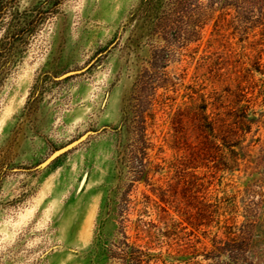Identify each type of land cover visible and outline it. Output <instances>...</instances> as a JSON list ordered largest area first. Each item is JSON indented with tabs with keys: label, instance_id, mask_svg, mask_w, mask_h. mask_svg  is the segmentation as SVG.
Instances as JSON below:
<instances>
[{
	"label": "rangeland",
	"instance_id": "374dc122",
	"mask_svg": "<svg viewBox=\"0 0 264 264\" xmlns=\"http://www.w3.org/2000/svg\"><path fill=\"white\" fill-rule=\"evenodd\" d=\"M207 58L256 122L228 170L171 148L175 114L217 96L214 75L194 79ZM166 81L146 152L180 213L144 182L123 195L148 161L135 106ZM0 264H264V0H0Z\"/></svg>",
	"mask_w": 264,
	"mask_h": 264
},
{
	"label": "trees",
	"instance_id": "16d2710c",
	"mask_svg": "<svg viewBox=\"0 0 264 264\" xmlns=\"http://www.w3.org/2000/svg\"><path fill=\"white\" fill-rule=\"evenodd\" d=\"M223 16V14L219 15L215 21L214 31L217 36H221V32L228 27V25L226 27L227 20ZM202 24H206V21ZM201 25L197 26L201 28ZM222 65V62L212 64L211 59L207 58L202 65L196 68V74L197 71L199 72L204 68L207 69V72L201 76L196 75L195 80L205 77L206 81H210L213 75V79L218 78L217 82L220 85H217L219 87L214 86L213 89L217 96L213 98L203 97L201 104L190 108L185 115L180 114V112L176 113L172 120L171 148L179 154L181 141L184 140V154L178 157L184 159L187 170L193 169L195 171L201 167L210 169L212 168L208 166L210 163H218L221 169L228 170V165L233 162L236 163L237 160L234 148L240 145L243 137L250 133L252 127L256 124L251 117L254 113L252 112L251 100L248 99L247 87L243 86L242 80L239 81V76L236 75L232 79L228 73H223L225 67H222ZM159 89H163L164 92L158 94ZM170 91L176 92L174 87L169 85L167 81L162 85L153 86L144 100H141L135 106L136 111L133 120L134 132L137 135L135 143L142 146L143 156L148 161L141 164L139 171H135L133 182L123 195L127 198L136 182H144L151 187V192L157 199L155 203H159L164 211H166L165 207H169L175 213H180V203H178L175 189L171 185L164 187L153 182L152 176L156 169L154 170L153 162L148 159L149 155L146 152L151 147L148 129L149 121L155 116V105L160 103L159 98L161 104H165V101L169 100L166 94ZM136 99L139 100V97ZM184 118L186 119L185 124L183 123ZM124 126L126 129L129 128L127 124ZM182 130H184L183 138L179 136L183 132ZM224 150L231 153L230 157L222 153ZM218 166H213V168L217 169ZM199 186L202 189L205 187L204 184ZM190 190L189 187L186 188L187 193H190ZM127 201L129 200L127 199ZM184 214L188 215L186 212Z\"/></svg>",
	"mask_w": 264,
	"mask_h": 264
},
{
	"label": "water",
	"instance_id": "95a60500",
	"mask_svg": "<svg viewBox=\"0 0 264 264\" xmlns=\"http://www.w3.org/2000/svg\"><path fill=\"white\" fill-rule=\"evenodd\" d=\"M74 73H70L68 75H72ZM66 75V76H68ZM90 135V133L80 137L78 140L70 143L69 145L55 151L46 161H44L42 164H40L38 166L39 170H43L46 167H48L53 161H55L57 158L61 157L62 155L68 153L69 151L75 149L76 147H78L80 144H82Z\"/></svg>",
	"mask_w": 264,
	"mask_h": 264
}]
</instances>
